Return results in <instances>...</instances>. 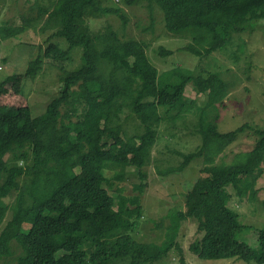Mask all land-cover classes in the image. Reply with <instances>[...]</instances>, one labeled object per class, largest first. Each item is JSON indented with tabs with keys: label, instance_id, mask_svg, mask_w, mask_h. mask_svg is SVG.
<instances>
[{
	"label": "trees",
	"instance_id": "1",
	"mask_svg": "<svg viewBox=\"0 0 264 264\" xmlns=\"http://www.w3.org/2000/svg\"><path fill=\"white\" fill-rule=\"evenodd\" d=\"M147 1L162 10L169 33L189 40L184 51L199 58L194 71L175 75L179 83L163 88L144 43L123 42L110 25L98 33L92 30L91 20L104 16H118L126 23L124 12L110 0H38L37 16L24 17L19 26L0 24V45L42 22V32L53 31V37L67 44L66 49L50 44L45 52L62 71V88L42 115L34 116L29 106L0 107V229L12 212L0 232V259L13 255V243L22 250L16 264H148L173 250L182 254L176 241L182 214L174 216L161 244L137 242L131 234L144 218L143 207H131L122 188L113 195L105 188L113 184L108 166L134 167L144 177L142 169L151 161L158 128L176 112L169 120L196 116L195 131L202 138L197 151L179 154L183 162L178 171L203 157L212 167L209 191L217 212L214 224L190 249L201 260L264 263V229L259 230L255 251L236 238L247 226L228 206L230 187L239 198L246 192L250 199L257 198L256 184L264 174V129L246 123L235 131L219 132L220 108L232 84L221 71L210 69V57L225 53L232 31L242 33L249 24L264 20V0ZM77 48L83 50L81 64L67 71ZM42 67L41 59L32 62L27 75L35 78ZM190 83L207 95L203 106L185 101ZM131 89L136 98L129 95ZM79 104L88 110L75 120ZM126 112L139 120L132 135L122 131ZM246 131L257 136L253 150L237 154L232 164L215 165V158ZM17 139L30 142L32 167L8 166V147ZM116 178L121 181L124 175ZM13 194L17 197L10 208L6 199Z\"/></svg>",
	"mask_w": 264,
	"mask_h": 264
},
{
	"label": "rangeland",
	"instance_id": "2",
	"mask_svg": "<svg viewBox=\"0 0 264 264\" xmlns=\"http://www.w3.org/2000/svg\"><path fill=\"white\" fill-rule=\"evenodd\" d=\"M37 2L38 0H0V24L19 26L24 17L37 16ZM110 5L119 7L124 12L126 23L118 16H104L91 20L92 30L98 33L110 25L123 42L132 39L144 43L150 62L159 71L160 88L179 83L175 75L180 74L178 76L182 77L197 68L199 58L184 51L189 40L166 30L163 12L156 4H150L147 0H110ZM43 27L42 22L36 28L1 43L0 107L16 109L29 106L34 116H40L59 95L62 71L53 59L45 57V52L50 44H57L62 49H66L67 44L62 39L53 37V31L42 32ZM231 34L225 53L210 57L213 59L210 61V69L213 72L221 71L223 78L232 84L230 94L220 108L219 132L226 134L246 123L264 129V20L249 24L242 33L232 31ZM121 50L119 48L120 52ZM162 51L170 54L161 53ZM82 53V48L72 51V61L68 62L67 71H72L81 64ZM38 59L43 61V67L32 78L27 75V71L29 65ZM214 63L219 64V68H215ZM129 95L136 98V90L131 89ZM185 101L203 106L207 102V95L199 93L190 83L186 88ZM78 110L75 120L81 119L88 107L79 104ZM163 112L162 110L161 113ZM172 114L175 115L176 112L169 116ZM169 116L165 117L158 128V140L153 148L151 161L142 169L144 177L134 167H107V177L113 183L110 188L105 185L109 193L113 195L115 189L120 187L131 200V207H143L144 218L138 230L131 234L135 241L161 244L173 224L174 216H184L180 219L176 240L183 250L182 254L173 250L159 261L148 264H260L255 260H201L190 249L192 244L202 240L217 217L209 191L212 167L204 164L202 157L191 162L183 171H178L183 162V156L179 154L197 151L202 145V138L195 131L196 116L189 115L176 121L169 120ZM122 125V131L132 135L137 132L135 129L139 120L126 112L122 116ZM256 141L257 136L246 131L222 155L215 158V165L232 164L237 154L253 150ZM6 159L10 167H32L35 156L30 142L18 139L11 141ZM118 174L124 175V179L117 180ZM256 189L258 195L255 201L249 198L248 192L243 198H239L232 187L228 189L231 197L228 206L239 213L241 225L247 226L236 233V238L255 251L259 249V230L264 229V174L258 180ZM16 197L17 194H13L6 199L10 208ZM11 218L12 212L9 211L0 232ZM21 251L17 243H13V255L0 259V264H16Z\"/></svg>",
	"mask_w": 264,
	"mask_h": 264
}]
</instances>
